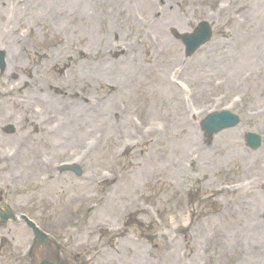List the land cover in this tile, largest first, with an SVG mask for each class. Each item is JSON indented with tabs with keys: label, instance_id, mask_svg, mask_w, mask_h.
<instances>
[{
	"label": "rangeland",
	"instance_id": "1",
	"mask_svg": "<svg viewBox=\"0 0 264 264\" xmlns=\"http://www.w3.org/2000/svg\"><path fill=\"white\" fill-rule=\"evenodd\" d=\"M66 1L67 0H0V32L5 31L1 27L3 25L2 23L6 24L8 20L13 19V22L15 23L14 26L16 27L14 34L17 36V38H13L11 36H5L0 33V44H9L15 46L18 49V55L21 60V64H15V66L9 65L11 68V70L9 69V72L14 73L15 75L18 74V76H26V72H32V74L35 76L34 78L39 79L37 84H41V81L43 82L42 84L45 85L46 90L44 92H40L41 94H44L43 96H45V103H48L52 98V96L46 94L48 87L51 86L52 83H57V77H59V74L57 75L55 72L58 69L65 67L70 62L67 54L71 52H74L75 54L76 47L79 45L81 47H89L93 52L94 57H91L90 60L87 61L84 60L78 62L74 61L75 59L80 58L79 54L76 55V57L74 56L73 58H71V62L74 63V65L68 64L69 72L65 75V79L62 80H65V84H69L70 82H72L73 84H78L80 87L84 88V92L93 93L94 97H98L96 89L102 85V80H117L121 76L123 71H127L131 66L129 64L127 67H122L118 63H115V66L118 67L116 68L113 65L111 57L107 58L108 56H110V53H113V46L117 44V40H131L137 35L139 29L138 27H135L134 29L130 28L131 26L129 20H127V16L130 17L131 14H126L124 17L125 22L121 26V28H118V30H116L117 32H110V35L112 33L116 35L108 36V38L105 37L107 42L98 43L94 41L96 39V33L94 32V29H92L93 25H87L86 27L80 25V27L83 28L82 31L84 32L83 40H81L79 38L80 34L78 31V27L75 26V24H73V22L71 21L73 18L65 16ZM226 1H229L232 6L235 5L234 9L237 8L239 12H250L249 16L252 25L256 30H259V32H264V0H237L239 3L236 4H234L232 0H225V2ZM166 4L170 5L169 0H166ZM177 5L179 6V4ZM183 5L187 7L184 9L180 8V11H176V13L179 16L178 19L182 20L183 25H187V27L183 30L188 31L198 21L206 18L207 15L205 13L207 10H209V7L205 6L207 5V3H204L203 0H196L191 3L187 2ZM67 8V10H69L70 12L73 9L70 4H68ZM173 8L177 9L176 7ZM228 16L229 15L227 14L225 20L222 22H220L217 17H210L212 24H214L216 30L214 43L206 48L204 50L205 53L202 52L200 56L202 54L203 55L201 57L198 56L199 58L197 57L198 59L196 58V61L194 60V63H192L189 67H185L186 71L184 73V78H186L196 88L198 98L200 102H202L201 104L205 102L212 103L213 97L219 95L220 93H225L226 95L228 94V97H231L242 92L246 93L248 96L246 100L247 105L250 104L249 106L252 109L262 108L264 107V38L260 36L261 33L256 34L258 39L256 40V42L254 41L249 45V50L253 52L254 56L250 59H247V61L242 60L240 64H238L239 66L236 67L235 57H240V54H238L237 52L240 53V44L238 43L240 37L242 36V28L237 24L229 33L230 37H227L224 34V25L227 22ZM68 26H70L71 28L67 30L68 32L65 31V33L69 37L70 43L68 42V40L66 41L64 39H57L56 42H53L52 38H54L53 36L55 35L56 37L64 38V35L61 31L66 29V27ZM108 27L111 26L109 25ZM107 29L108 28H106V32ZM165 30L166 28L164 27L163 33H165ZM158 33L160 34L159 29ZM20 36H22L23 38H21ZM160 36L168 52L166 56L163 57L164 59L161 63L155 62L156 70L151 72L152 74L154 73L153 80H140L138 84L144 87L139 90V92L131 91L130 93L126 92V95L124 96L114 97L109 94L110 97L107 98L102 109V111H105L104 114L107 116V119H103L101 115H90L91 117H93V126L90 127L84 135H78V139L72 136L73 132L77 131H73L71 128H68V133L70 135L69 140L71 141L69 144L71 148L66 146L62 147V145L46 147V155L52 159H58L57 157H59L60 153L63 152H67L66 154L73 155L72 153H76L77 148L81 147H78V145L83 139L86 138L85 135H87L91 131V129L104 131L106 137L101 153L103 155L106 153L105 156L107 158L103 162L94 164V166H91L92 168L90 167L89 163L86 162V165L84 166L86 176L84 178L85 181H87L88 173L90 174V177H92L93 175L98 174V172L101 170H113L116 168V166H135L139 165L142 162L141 152L138 151L134 155H129L128 159L120 162V164L115 166L113 165L114 168H109L111 165V156L117 154V149L119 146L118 142L116 140H113V137L116 135L114 133H117V129L119 127V125L115 124L114 122L113 112L116 111L117 105L121 99H126V102H128L129 106L133 105L131 109L132 113L127 118L128 123L132 122L133 115L144 119L145 122L153 119H164L171 122L169 127L173 131H171V134L169 136L171 144L169 145L167 150L160 151L158 149H150L149 154L144 158V161L150 162L149 166L150 168H152V170L150 172H142V174H135L134 176L130 177L123 186L118 187L116 191H114L110 202L107 204L109 205V207H107L108 214L106 213L102 218L105 221H113L114 225L118 223L117 217L119 215L118 211L120 207L124 206L126 201L135 199L136 193L134 189L136 187H142V181L147 176L153 178L157 182V186L155 187L156 193L160 192V189L162 187L167 188L165 179L169 178V180L172 179L179 184L178 190H172V192L185 194L187 193L188 189L201 186V184L198 183L199 178L203 177L204 170L202 169V167L207 163L209 164V166H220L223 164L226 167L230 166L233 161H239L241 167L243 168L242 170L246 171L245 169L250 168V171L254 173L257 172L256 169H253L255 159H250L251 154L243 149V146L241 148L235 147V144L238 143L242 145V138L240 135L236 134V132L233 133L229 139H218L215 145L211 149L204 151L205 154H203L197 150L196 146H194L197 137L190 139L193 133H195L196 136L198 133L200 139V133L199 130H197V126H192V128H190L188 131L180 130L182 124L185 122V117L184 115L182 116L181 99L179 92L176 89H172V86L168 83L167 78L169 73L171 72L170 69H172L173 66L176 65L173 61H178L179 55L180 53H182V47L180 44H177V54H169V50L171 49V47L176 46V44L173 41L169 40V38L166 37L165 34H160ZM63 41H66L68 43V46L66 43L63 44ZM52 49L60 50V55L57 56V60H55L53 63H50V56L48 58L49 61H45V59L39 61V59H36L32 54L37 51L48 53L51 52ZM241 54L244 55L246 53L245 51H243ZM126 58H128L129 60L132 59L133 61H139L141 65L146 66L145 70L148 69L147 67L151 63L149 58H147V61H144V53L141 54L137 53L136 51L126 52L125 56L120 60H125ZM208 62L210 63V67L208 68V70H206L205 66ZM83 69H89V72H87L88 76L86 75V73H83ZM200 72L201 74H199ZM241 76L250 78V86H246L243 83V89H241L240 91H235L234 85L237 84L238 79ZM222 79H228V84L224 86V88L215 91L213 87L214 82L216 80ZM49 81L52 82L50 83ZM231 83L232 86H228ZM19 93L22 94L18 95L17 99L15 100L17 106L20 101L26 100L25 97L27 96V94H36L34 92V88L17 92V94ZM208 93H210V95H208ZM129 94L130 96H132L131 101H133V104L132 102H130ZM7 103H9L8 100ZM0 107H2V104H0ZM77 107L79 113L75 117L79 119V124H81L80 117L91 119L89 116L82 115L83 113L80 105ZM209 107H211V105ZM71 117L72 116H69L70 119ZM178 117L181 118L179 120V124ZM131 127L132 125H129V128ZM241 129L264 133V116L261 120H253L248 122H246L245 120ZM125 133L126 132H124V134ZM189 143L192 144L190 145ZM30 154L31 150H24L22 158H24V160L29 163L35 162L34 160L29 158L31 156ZM195 154H200V161L192 162L193 156ZM71 155L63 157L58 161H66L70 158ZM152 158L155 160H152ZM175 160H177V163L178 161L183 162L181 166H186L187 170H189V165H191L189 171V173H191V176L188 181H181L179 171L175 170L174 172L171 170V162H175ZM130 168L131 167H129V170ZM162 169H164L165 174L161 173ZM33 170L36 171V174L39 172L36 164H34ZM13 174L14 173L12 172L11 174H9V176L12 177ZM2 177L4 178V181L0 183V186L2 188H7V183L8 181L10 183V179L5 174V172ZM40 177H34V179L31 180H37ZM41 178H45V176H42ZM77 185L80 186L79 190L76 189L75 184H72L71 182L68 185H60L59 187L63 188L64 191L65 189H70L67 197L63 199L56 198V195L61 192V189H57V191L51 195H48L43 190L39 193H36L35 195L27 193V190L31 188V185L28 181H25L19 182V184L17 185V190L14 191V196H12L13 194L10 193V189H7V196L9 197V200L11 198L15 199V208H17V210H15L16 212L28 210L29 212H32L33 215L40 220V222L49 225L54 220L65 217L64 213L59 217L64 204L70 199L78 198L79 195H82L81 192L84 191H81V187L87 188L86 192L92 198L103 197L104 195V192H102L104 185H101L99 187L94 186V183L91 181V179L86 185H83L81 183ZM46 197L51 198L54 203L57 204L53 212L56 217H53L51 212L48 211L49 209L44 201ZM253 209L254 206L250 205L249 202V204H246L244 207H240L241 216L232 218L229 213L230 211L227 212L228 215L224 218L223 226H208L200 227L198 229L194 228V249L191 248V244L187 240V238L181 236V241L177 246L178 249L174 253V256H172L175 260L178 261L180 252L181 256H184L185 252L193 251L198 253L203 244L215 247L217 242H211L209 240V236L211 235V233H217L219 234V242L222 244V248L225 250V253L222 256L214 254L215 257L212 258L210 256V258L206 259L205 263L231 264L228 262L229 259H231L233 256L236 257L237 255L229 254L226 252L228 243H230L231 239L238 238L240 240V248L249 251V246L252 242L251 233H249L251 227L249 226V221L252 220V217L251 214L248 215L243 211L248 210V212H252ZM186 214L187 212H185L183 215L187 216ZM253 220L255 223H259V220L257 218L253 217ZM238 222L240 224H238ZM22 234L23 238L19 243L21 245L18 247V245L15 243L14 251L19 250V248L22 249L25 245L24 243H26L29 238L28 235L24 234L23 232ZM257 234L258 233L254 235V239L256 238ZM2 236L3 234H0V239ZM83 241H86V239H84ZM118 248L119 253H121V243H118ZM172 256L171 258L173 259ZM107 259L109 258L107 257L103 259H96V261L99 264H106ZM198 261L199 259L197 257L191 258L186 256L185 259L182 258L179 264H183V262H186L187 264H199ZM251 263H253L252 257L248 255L247 260H242L239 264Z\"/></svg>",
	"mask_w": 264,
	"mask_h": 264
},
{
	"label": "bare ground",
	"instance_id": "2",
	"mask_svg": "<svg viewBox=\"0 0 264 264\" xmlns=\"http://www.w3.org/2000/svg\"><path fill=\"white\" fill-rule=\"evenodd\" d=\"M86 18H87V20L89 19V17L86 15ZM81 34H83V32L81 31Z\"/></svg>",
	"mask_w": 264,
	"mask_h": 264
}]
</instances>
